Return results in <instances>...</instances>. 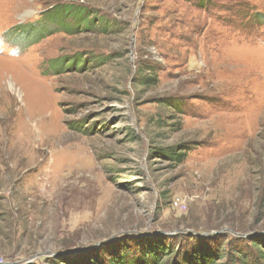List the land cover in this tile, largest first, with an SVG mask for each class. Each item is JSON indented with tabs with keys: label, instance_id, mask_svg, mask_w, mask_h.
<instances>
[{
	"label": "rangeland",
	"instance_id": "obj_1",
	"mask_svg": "<svg viewBox=\"0 0 264 264\" xmlns=\"http://www.w3.org/2000/svg\"><path fill=\"white\" fill-rule=\"evenodd\" d=\"M244 3L264 12V0H0V264L55 263L74 248L105 264L118 247L194 229L224 248L223 233L240 237L234 249L254 254L264 35L246 41L234 12ZM59 4L113 26L38 40L27 27ZM169 147L182 163L161 155ZM171 251L159 264H183Z\"/></svg>",
	"mask_w": 264,
	"mask_h": 264
},
{
	"label": "trees",
	"instance_id": "obj_2",
	"mask_svg": "<svg viewBox=\"0 0 264 264\" xmlns=\"http://www.w3.org/2000/svg\"><path fill=\"white\" fill-rule=\"evenodd\" d=\"M203 1V0H199ZM207 2L208 0H204ZM239 8L237 10H234L235 15H238L242 22V25H247L245 29L249 34H245L244 39L243 35H240L237 37L238 40L244 39L251 43L250 39H254L255 41L262 35H264V12L254 8L252 5L248 3H244L243 5L238 4ZM242 6V7H241ZM244 7V10H243ZM230 10V8L226 9ZM70 11H73L74 14L70 16ZM44 13V12H43ZM93 11L90 9H87L86 7L82 5H75V4H59L58 6H55L54 10L50 13L45 12V17L48 20L47 24H44L42 26H28L27 28L32 31V34L36 35L37 39L40 40L44 37L50 36L51 34L56 33H64V34H72L77 29H93L101 26H107L109 28H112V24L109 23L104 18H101V24L98 22L97 24H92V26L89 23L92 16H96L97 13L94 12V15H92ZM61 14L66 15L64 19H67L66 22L64 19L59 17ZM100 17V16H99ZM239 21V20H238ZM112 23V22H111ZM99 25V26H98ZM104 26V27H105ZM119 30H122V26L116 27ZM99 56V55H98ZM96 55H89V60L96 61V58L99 57ZM71 62V61H69ZM62 60H57L56 63L52 64V66L49 68L50 73H55L61 66ZM68 66V65H67ZM66 66V67H67ZM147 66H143L141 68V73L145 70H147ZM139 84H147V81L154 82V78H149L147 74H139ZM179 147H169L167 149L161 150V155L165 157V159L169 161H173L176 165H179L182 163L186 157V152L178 151ZM196 233H193L195 232ZM199 230H191L189 233L186 234H177L174 235L175 238L170 240L169 242L165 243L164 239L162 237H157L153 239H148L149 242H137L138 248L135 247L134 244L127 245L123 248H116L113 249L109 256L108 261L105 264H159L160 263V256L164 259L170 256L172 254L171 249L175 251V255H180L181 253V261L183 264H211L214 263L215 260L225 258L227 259V262H224L223 264H264V234L261 237L262 239H254V240H245L249 243H251L252 246H254V254L250 257H243V252L241 249H234V245L236 243V239H242L237 236H231V234L225 232L222 235L229 237L226 243V247L224 248L223 245H218L216 243V237L213 235L210 236L199 234ZM207 232V231H205ZM202 233V232H200ZM159 234H154L153 236H157ZM187 235V236H183ZM216 235V234H214ZM219 235V234H217ZM162 240H161V239ZM213 238V239H212ZM206 239H212V246L206 245L205 240ZM245 239V238H244ZM175 240H178L177 242ZM185 240L190 241V243L185 242ZM243 240V239H242ZM215 244H214V243ZM187 243V245L184 248V245ZM186 248H189L186 249ZM246 248V247H244ZM88 249H82L79 253H76L77 255L75 257H62L59 262H52L50 261V264H87L86 262H82L80 260V255L83 254L82 252L86 251ZM186 252H184V251ZM225 251L227 254H225ZM184 252V253H183ZM87 253V252H84ZM80 254V255H79ZM68 255V254H67ZM75 255V254H73ZM230 255V256H229ZM87 258H89L86 255ZM172 256L169 257V259ZM208 262H207V261ZM47 262V260H45ZM30 264H43L40 262H32ZM93 264H102L98 258L95 260L93 259Z\"/></svg>",
	"mask_w": 264,
	"mask_h": 264
},
{
	"label": "water",
	"instance_id": "obj_3",
	"mask_svg": "<svg viewBox=\"0 0 264 264\" xmlns=\"http://www.w3.org/2000/svg\"><path fill=\"white\" fill-rule=\"evenodd\" d=\"M203 234H206V235H208V234H210V233H208V232H202ZM259 233H261V234H264V231L263 232H259ZM110 239H112V237H110L108 240H110ZM107 240V241H108ZM104 242V241H103ZM102 243V242H101ZM98 244H100V242H97V243H95L92 247H94V246H96V245H98ZM91 246V245H90ZM90 246H88V248H90ZM80 250H82L81 248H74V249H69V250H67V251H64V252H62V253H59V254H56V255H64V254H70V253H76V252H78V251H80Z\"/></svg>",
	"mask_w": 264,
	"mask_h": 264
},
{
	"label": "bare ground",
	"instance_id": "obj_4",
	"mask_svg": "<svg viewBox=\"0 0 264 264\" xmlns=\"http://www.w3.org/2000/svg\"><path fill=\"white\" fill-rule=\"evenodd\" d=\"M0 59H1V58H0ZM2 61H3V59L1 60V63L4 62V61H3V62H2ZM7 62H8V61H7ZM4 63H6V62H4ZM6 64H7V63H6ZM10 65H11V64H9V65H7V66L9 67ZM13 65H14V64H12L11 66H13ZM1 66H2V65H1ZM3 66H5V65L3 64ZM5 67H6V66H5ZM6 72H7V71H6ZM1 75H4V74H1ZM1 77H3V76H1ZM17 83H18V82H17ZM8 84H9L10 87L13 88V87L15 86V80L12 79V78H11V79L9 78V79H8ZM0 85H2V84L0 83ZM4 85H5V84H4ZM0 88H1V87H0Z\"/></svg>",
	"mask_w": 264,
	"mask_h": 264
}]
</instances>
